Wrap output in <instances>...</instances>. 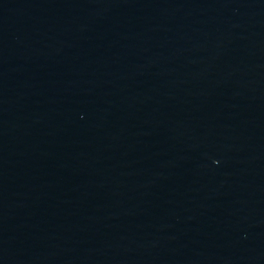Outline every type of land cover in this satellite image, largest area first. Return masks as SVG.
Returning a JSON list of instances; mask_svg holds the SVG:
<instances>
[{
  "label": "water",
  "instance_id": "95a60500",
  "mask_svg": "<svg viewBox=\"0 0 264 264\" xmlns=\"http://www.w3.org/2000/svg\"><path fill=\"white\" fill-rule=\"evenodd\" d=\"M0 264H264V0H0Z\"/></svg>",
  "mask_w": 264,
  "mask_h": 264
}]
</instances>
